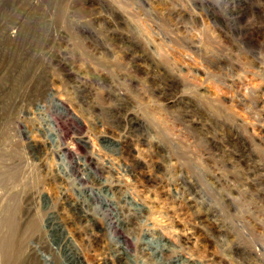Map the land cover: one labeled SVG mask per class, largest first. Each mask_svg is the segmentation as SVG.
<instances>
[{
  "label": "rangeland",
  "instance_id": "obj_1",
  "mask_svg": "<svg viewBox=\"0 0 264 264\" xmlns=\"http://www.w3.org/2000/svg\"><path fill=\"white\" fill-rule=\"evenodd\" d=\"M10 219L19 264H264V0H0V264Z\"/></svg>",
  "mask_w": 264,
  "mask_h": 264
},
{
  "label": "bare ground",
  "instance_id": "obj_2",
  "mask_svg": "<svg viewBox=\"0 0 264 264\" xmlns=\"http://www.w3.org/2000/svg\"><path fill=\"white\" fill-rule=\"evenodd\" d=\"M76 163V162H75ZM77 165L74 167V171H75V173L78 175L79 174V172H78V170H77ZM106 204V203H105ZM107 205V204H106ZM109 206V205H108ZM82 208V207H81ZM110 208V207H109ZM110 210V209H109ZM107 211L108 210H106L105 212L107 213ZM75 212V211H74ZM10 213V212H9ZM107 216V215H106ZM77 217L81 220V221H83L84 223H90V216H89V214H87V213H84V212H82V211H78L77 210ZM108 217H109V221H110V223H109V225H112V223H113V220H114V218H115V213L113 212H109V214H108ZM5 224H7L8 225V227L10 226L12 229L10 230V232H8L9 234L7 235V237H6V239L4 240L5 242H4V247H5V250H6V252L8 253V255H6L7 256V264H19V261H18V259H17V257L15 258L14 256H12V254L10 253V252H12L13 250H12V248H13V234H14V231H12L13 230V225H12V221H11V219L10 220H8L7 221V223H5ZM7 227V226H6ZM7 227V228H8ZM97 243V242H96ZM96 246H99V245H96ZM4 247H2L3 249H4ZM115 248V247H114ZM102 249H104V248H102ZM156 252H162V249L161 248H156ZM102 253H105V257L104 258H102L103 259V264H110V262L112 261V258H111V255H112V252L109 250V249H105V250H103V252ZM116 253H118V256L120 255V256H125L126 254H125V252H122L121 251V248H117L116 249ZM3 254V253H2ZM4 254H6V253H4ZM69 254L71 255V257H72V259H74V261H76V262H78V260H79V254H78V252L77 251H75V250H73V249H70L69 250ZM116 260H119V257H117L116 258ZM5 263V262H4ZM126 264V263H125Z\"/></svg>",
  "mask_w": 264,
  "mask_h": 264
}]
</instances>
